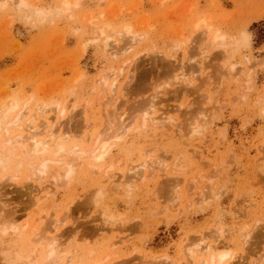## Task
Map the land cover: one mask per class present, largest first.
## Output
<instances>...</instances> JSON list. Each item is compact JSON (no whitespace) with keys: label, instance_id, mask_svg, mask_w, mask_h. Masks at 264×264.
Here are the masks:
<instances>
[{"label":"rangeland","instance_id":"1","mask_svg":"<svg viewBox=\"0 0 264 264\" xmlns=\"http://www.w3.org/2000/svg\"><path fill=\"white\" fill-rule=\"evenodd\" d=\"M26 1L28 7L0 3L3 109L15 102V114L28 103L34 114L46 105L68 149L73 143L89 149L96 135L144 111L171 121L145 128L133 121L123 139L111 140L106 164L114 165L113 184L91 171L90 158L76 165L70 182L56 163L38 182L25 163L0 169V213L7 216L1 223L28 222L24 237L0 238V264H28L22 253L8 259L6 252L30 244L35 219L42 231L49 217L65 215L57 233L77 263L112 254L106 264H139L146 254L150 264H179L190 238L212 237L223 226L219 248L234 255L227 264H264V0H67L64 11L65 0ZM201 18L207 23L196 27ZM125 25L142 38L114 58L109 49L128 42L119 36ZM215 31L225 34L224 45H211ZM242 31L250 33L249 43ZM106 34L113 40L105 41ZM111 69L116 92L97 81ZM57 102L66 106L62 115ZM148 154L165 158L168 167L157 166L146 179L132 176L131 167ZM130 175L136 186L129 194L123 182ZM42 186L57 192L37 206ZM114 235L127 244L111 249Z\"/></svg>","mask_w":264,"mask_h":264},{"label":"bare ground","instance_id":"2","mask_svg":"<svg viewBox=\"0 0 264 264\" xmlns=\"http://www.w3.org/2000/svg\"><path fill=\"white\" fill-rule=\"evenodd\" d=\"M16 1L18 3L16 2L15 3L18 4L19 7L29 6V3L26 0H16ZM6 2H8V0H0V3H2V6H4ZM11 2H14V1H11ZM63 4H64V7L62 8L63 11L70 9L69 1L65 0ZM30 12H34L37 15L39 13H42V10L30 9ZM202 23L206 24L207 20L204 18H201V19H196L194 21V24L196 27H199ZM207 28H209L208 30L210 31L211 27L209 26ZM101 33L102 34L104 33L103 29ZM119 36H121L122 38L127 37L128 42L125 43V45H123L121 48H118V46H116L117 47L116 49L114 47L109 49V54L113 56L114 58L118 57V55L122 52L131 50V48L133 47V44H135L136 42H140L142 38V35L136 34V32L133 31L131 25H125L123 28V31L119 33ZM113 37H114L113 35L106 34L105 41L108 42L110 38L113 40ZM242 38L244 39L246 43H249L250 33L248 31H242ZM225 40H226L225 34L221 33L220 31L218 32L215 31V33L213 32V34H211L210 36V42H211V45L213 46H215L216 44L221 45L220 43L224 45ZM114 41L116 42L117 40L115 39ZM107 47H108V43L105 44V48ZM175 47L179 48V44H177ZM247 60L250 61L249 59ZM235 64L234 63L230 64L231 71L235 70V66H236ZM181 75L183 79L182 81L184 83L187 82L186 79L184 78L186 76L184 74H181ZM176 77L179 80L180 77L179 78L178 76ZM117 79H118V75H115L114 69H111L109 72L99 77L97 81L100 82L103 90L110 88V91H113L116 87V81H118ZM191 82L192 81H190V83ZM187 83L190 84L189 81ZM18 106L19 105L15 102H11L8 108L3 109V107L0 106V111H1L0 136L3 135V141H1L0 143V169H3L6 171L11 168L12 164L15 165L14 162H16L17 167H21L25 163L29 168H31L32 176H30V178L34 177L35 182L36 181L38 182V179L40 178L49 176V172H50L49 169L52 163H56V164L61 165L62 167L63 166L65 167L64 176L67 182H70L75 172L76 165L84 164L86 159L90 158L94 161V163L91 165V171L96 172V174H99L102 178L108 177L109 183L113 184L115 183V180H112L111 178H113L115 174L113 173L109 174V170L112 169L114 165L112 163L108 165L106 164L107 157L109 153L111 152L110 149L112 150L111 140L113 141L116 139L118 141V140L123 139L126 133L129 131L130 126L133 124L132 123L133 121L139 122L143 128H145L148 124L162 126L164 125V121L166 123L167 121L168 122L171 121L169 117L168 118L160 117V121H159L156 117L150 116L149 111H146L147 113L144 111L142 114V117L139 120L132 119L128 121V123H126V120H124L123 118L120 120L118 127L113 128L111 132H109L108 134L106 133L105 135H100L99 133L98 135H96L93 138V144L89 149L82 148L80 144L78 143H73L70 149H68L65 143L67 137H64L63 135H57V132H56L57 130L55 126H53L48 121V117L47 115H45L47 112L46 105L42 104L39 108H37L36 113L29 114L30 111L27 110L28 103H24L22 108L18 109L15 114H12V112L16 108H18ZM55 106L56 107L54 110H56L57 113L61 115L66 111V106L64 105L61 106L59 102H57ZM23 109H26L27 111ZM26 115H29V116L26 119H23L25 118L24 116ZM43 115L45 116L43 117ZM59 117L60 116H58V118ZM161 119L163 120L161 121ZM196 125H199V124L197 123ZM196 131H198L197 128H196ZM24 132H26V134H24ZM27 143H29L31 147H28ZM52 145L55 146V150L53 151V153L50 152ZM48 152H50V154H48ZM128 153H131V152L128 151ZM151 156L152 154H148L142 163H140L138 166L131 167L130 169L131 171L130 170L128 171H130L132 174L133 172H135L133 175L132 174L131 175L134 177L135 175L137 176L139 175L140 179H146L149 175L151 176L153 175V173L156 172L157 166L160 167V169L162 170L168 167V164L165 158L157 157V160L156 159L152 160L150 159ZM19 158L20 159L22 158V159L20 160ZM175 159L177 160L178 163L181 161L180 158H177V156L175 157ZM134 169L136 171L132 172V170ZM131 175L130 177L125 178L123 182L125 186V191L129 194L133 190V188L136 186L134 184L135 181L131 177ZM16 176L17 175H14L13 177L10 176V177L14 178ZM25 178L29 179V177H25ZM40 184L41 183H39V185ZM40 191H44V194L42 197L38 199L35 198L37 199L35 203L37 206L42 203V200L47 199L48 196L54 195L57 192V188L51 190L49 189V187L46 188L42 186V189ZM178 197L180 198L179 195L177 196V198ZM3 215L4 217L6 216V214L0 213V216H1L0 218H2ZM48 215L49 213H47V217ZM63 217L60 218L59 216L55 218L54 216L53 218H55V220L53 221H51L50 220L51 217H49V220H47V222L48 221H51V222H48V223L46 222V225L44 227L42 226V229L40 228L42 231L40 230L38 231V227H37L38 223H36L38 221L35 219V223L33 224V227L31 229L32 231L30 233L33 237L28 239L30 244L29 245L27 244L25 247L21 249L18 248L17 250L7 251L6 252L7 258L11 259L12 253L15 252L16 254L22 253L21 256L27 260L28 264H83L81 262L77 263L76 261L77 257H75L72 254V252L69 251L64 245V242L62 240L63 235L62 234L60 235L59 233H57L58 229H60L59 228L60 224L64 222L63 220L66 219V218L63 219ZM2 219L1 221H6L7 216L6 218H4L5 220H2ZM38 219L41 220L42 217L40 216ZM109 219L115 220L114 217H111V216ZM106 220H108V218ZM1 221H0V238L1 239L6 238L8 235L10 236V233H13V235H16V237L17 236L24 237L27 227H28V222L21 225L19 224V221L15 219L9 221L8 223L7 222L1 223ZM107 223H109L108 225L110 226V222H107ZM224 228L225 227L223 226H219L217 230L213 232L212 237L211 236L210 237L199 236V237H196L195 239L190 238L192 240L189 239L190 242L188 240V243L186 245H183L182 247L183 253H184V255L182 256H184L185 258H184V262H179V264H227V261L229 260L231 261L232 259H234V255L232 254L230 250L219 248L218 241L220 238L224 237V233L226 230V228L225 229ZM248 236H249V233L245 234L243 236V239L247 240ZM213 237L215 238L212 239ZM125 238L126 237L121 236V235H114L108 241V246L114 250L115 248H120L127 244V241L125 240ZM90 255H94V252H91ZM111 255H108V254L104 255L103 258L98 259L94 263L92 262V264H106L110 260ZM133 255H132V258H133ZM145 255L143 254L142 256H140L141 261L139 262V264H150L151 261L149 259L148 260L150 262L146 260ZM134 259H136V257ZM170 261L173 262V260L171 259Z\"/></svg>","mask_w":264,"mask_h":264}]
</instances>
